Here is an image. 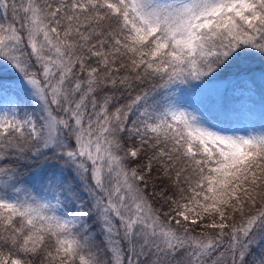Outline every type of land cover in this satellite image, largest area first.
<instances>
[{"label": "snow or ice", "instance_id": "snow-or-ice-1", "mask_svg": "<svg viewBox=\"0 0 264 264\" xmlns=\"http://www.w3.org/2000/svg\"><path fill=\"white\" fill-rule=\"evenodd\" d=\"M0 264H264V0H0Z\"/></svg>", "mask_w": 264, "mask_h": 264}]
</instances>
